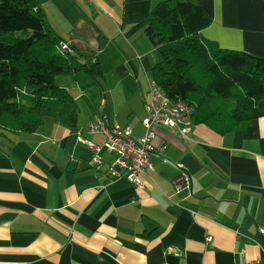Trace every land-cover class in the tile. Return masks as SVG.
I'll return each instance as SVG.
<instances>
[{
  "label": "crops",
  "instance_id": "0c3cea01",
  "mask_svg": "<svg viewBox=\"0 0 264 264\" xmlns=\"http://www.w3.org/2000/svg\"><path fill=\"white\" fill-rule=\"evenodd\" d=\"M36 1L76 55L97 56L103 112L78 119L76 131L46 122L35 133L0 135V264L264 261V117L223 136L204 125L187 136L160 127L156 142L168 148L164 159L151 156L143 188L109 174L115 159L105 151L93 167L78 140L104 144L103 135L88 134L98 119L144 133L150 74L160 61L146 16L165 0ZM196 2L212 19L202 37L264 58V0ZM69 77L78 86L79 72ZM179 164L191 193L178 192Z\"/></svg>",
  "mask_w": 264,
  "mask_h": 264
},
{
  "label": "trees",
  "instance_id": "16d2710c",
  "mask_svg": "<svg viewBox=\"0 0 264 264\" xmlns=\"http://www.w3.org/2000/svg\"><path fill=\"white\" fill-rule=\"evenodd\" d=\"M146 20V36L160 56L148 92L155 83L192 108L193 126L222 136L264 117V58L202 37L212 19L196 0L162 1ZM60 41L36 0H0L1 136L35 133L50 121L78 129V102L55 79L82 70L97 78L101 71L98 63L80 65L78 55L60 53Z\"/></svg>",
  "mask_w": 264,
  "mask_h": 264
},
{
  "label": "built area",
  "instance_id": "2783aa9c",
  "mask_svg": "<svg viewBox=\"0 0 264 264\" xmlns=\"http://www.w3.org/2000/svg\"><path fill=\"white\" fill-rule=\"evenodd\" d=\"M62 54H71L76 56L74 48L69 41H60L58 46ZM95 57H79L80 65L89 66L97 64ZM150 90L145 102V118L142 121L144 133L140 137H135L129 128H123L119 125L107 124L104 120L98 119L92 122L88 128L90 135H103L105 142L98 145L92 141L86 140L79 135V142L87 146L92 151L91 165L100 167L103 164V152H107L114 157V162L108 168L109 174L114 178H126L130 180L137 188L144 187L143 177L153 170L151 156L156 154L164 157L167 149L163 142L157 143L158 129L160 127L176 131L181 136H187L193 128L192 114L193 110L183 101L171 100L163 91L153 82L150 84ZM106 93L103 91V105L106 106ZM182 171V184L178 186V192L188 191L191 193V177L184 170L182 164L178 165ZM259 234L264 238V227H259ZM210 241V238L207 239ZM253 241V239H250ZM243 264H264L263 260L246 261Z\"/></svg>",
  "mask_w": 264,
  "mask_h": 264
},
{
  "label": "rangeland",
  "instance_id": "374dc122",
  "mask_svg": "<svg viewBox=\"0 0 264 264\" xmlns=\"http://www.w3.org/2000/svg\"><path fill=\"white\" fill-rule=\"evenodd\" d=\"M18 36L25 37L21 33H19ZM55 83L61 87H68L67 89L76 97V101L79 105V121L85 123L90 118L97 116L98 113L103 112L101 109V86L104 85L103 78H92L85 70H82L79 72V89H75L76 87L78 88V86L73 82V78L69 76H57ZM118 105L120 106L121 103L119 102ZM130 118L131 116L127 118L126 110H124L121 114V119L129 120ZM134 134H136L137 137L143 134L141 125L134 129Z\"/></svg>",
  "mask_w": 264,
  "mask_h": 264
}]
</instances>
